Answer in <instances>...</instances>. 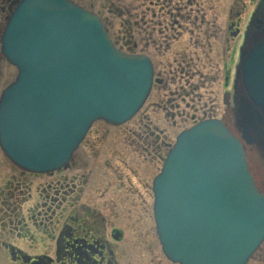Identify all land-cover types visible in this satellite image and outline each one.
<instances>
[{
	"label": "water",
	"instance_id": "1",
	"mask_svg": "<svg viewBox=\"0 0 264 264\" xmlns=\"http://www.w3.org/2000/svg\"><path fill=\"white\" fill-rule=\"evenodd\" d=\"M13 3L2 52L19 75L1 96L0 145L19 167L44 173L67 165L94 121L134 116L152 64L115 49L101 20L69 0ZM257 21L238 76L237 128L264 166V12ZM153 190L157 233L175 263L246 264L264 240V194L243 143L220 121L178 137Z\"/></svg>",
	"mask_w": 264,
	"mask_h": 264
},
{
	"label": "rangeland",
	"instance_id": "2",
	"mask_svg": "<svg viewBox=\"0 0 264 264\" xmlns=\"http://www.w3.org/2000/svg\"><path fill=\"white\" fill-rule=\"evenodd\" d=\"M232 1L233 7L236 2L242 6L241 19L245 26L262 0H200L201 7L207 6L212 12H215L213 7L216 3L219 7L218 16L224 17V21L227 20V22L228 8ZM8 13L7 3L0 0V38ZM198 15L202 14L198 13ZM214 20L216 24L213 22L210 25L214 27L215 24L217 32L224 36L228 25L221 22L219 18L214 17ZM197 28L203 35L215 30V28H209L206 23L200 24ZM202 43L205 42L202 40ZM212 49L213 54L210 58L201 56L205 63L202 61L199 63L198 60L193 63L186 58L187 62H192L193 66L192 69L187 67L184 71H179L182 59L178 56H153L159 69L165 65L168 67L164 70H167L166 74L169 73V76H166L167 81L163 86L158 85L154 88L138 115L120 126H113L102 120L96 121L73 154L68 166L51 173L52 175L62 174L69 178L68 186L63 190L67 192L65 195L68 194L70 198L79 197L80 203L93 208L94 213L104 214L107 231L112 230L113 227L121 229L124 239L112 248L115 251L116 264H173L162 253L156 234L152 181L160 172L166 153L174 144L178 133L194 124L192 121L189 123L183 121L184 119L178 113L185 109L187 113L193 115L192 108H203L206 101L212 97L210 92L213 91L217 99L216 111L219 115L223 114L221 101L223 56L218 42L212 44ZM185 66L183 64V67ZM170 69H173L172 75H170ZM209 69L214 70L213 76L217 77V81H214L210 88L201 85L200 94L197 97L193 96L191 86L199 83L200 76L207 77ZM195 70L200 73L194 74L192 71ZM17 74V69L10 65L0 53V96L2 91L16 79ZM207 83L209 82L206 81L205 84ZM182 87H185V92L189 95L181 91ZM169 100L171 102L167 104ZM156 101L162 102L161 104L164 105L162 109L151 107ZM178 105L180 108H177ZM188 105L191 107H187ZM225 120L233 128L232 119L226 116ZM251 168L258 187L264 192V179L260 176L261 173L259 174L252 164ZM51 174L38 175L19 170L11 164L0 148V193L8 192L9 189L16 187L25 194L26 198L31 195L30 202L24 207L21 217L28 218L27 208L36 203L38 188L44 185L43 181L48 180ZM42 221L39 216H37V223L26 220L32 237L9 235V241L31 256L47 255L54 258L56 250L54 240L40 232L46 227L51 228L50 222H44L43 225ZM34 223L37 226H33ZM8 259L6 253L1 254L0 264H7ZM248 264H264V243Z\"/></svg>",
	"mask_w": 264,
	"mask_h": 264
},
{
	"label": "flooded vegetation",
	"instance_id": "3",
	"mask_svg": "<svg viewBox=\"0 0 264 264\" xmlns=\"http://www.w3.org/2000/svg\"><path fill=\"white\" fill-rule=\"evenodd\" d=\"M3 1L7 3L9 9L12 0ZM71 1L101 18L116 48L130 55L150 57L155 78L153 90L158 85L163 86L164 82L167 81L166 76H169V73L166 74L167 70H164L168 67L165 65L159 69L153 56H178L179 59H182L179 71H184L187 67L192 69V62L195 63L197 60L199 63L200 61L205 63L201 56L210 58V55L213 54L212 44L218 42L223 56L224 75L221 101L223 103L222 111L223 114L225 111V114L219 115L216 111V93L211 91L212 97L206 101L203 108H192L194 110L193 115L183 109L178 115L188 123L217 118L230 126L225 118L226 116L227 118L230 117L233 121L236 69L239 66L240 52L245 44L249 25L248 21L243 26L241 19L243 10L237 2L234 7L233 1L230 4L227 22V20L224 21V17L218 16L219 7L216 3L213 7L215 12H212L210 11L211 8L207 6H205L206 8L201 7L200 0ZM202 3L204 4V2ZM186 10L188 11L186 12ZM198 13L202 15L199 16ZM214 17L228 25L227 33L224 36L217 32ZM213 22L215 23L214 27L210 25ZM204 23L208 24L209 28H215V30L204 35L201 34L197 27ZM202 40L205 43H202ZM186 58L192 62H187ZM175 63L177 64L176 60ZM183 64L186 66L183 67ZM172 70L170 69V75L173 74ZM192 72L194 74L200 73L197 70ZM208 72L207 77L200 76L199 83L191 86L193 96L197 97L200 94L201 85L210 88L213 82L217 81V77L213 76L214 70L209 69ZM206 81L209 83L205 84ZM187 85L189 86V84ZM181 91L185 95H189L188 92H185V87H182ZM170 102L171 100L167 104ZM161 103L156 101L151 107L162 109L164 105ZM187 107L190 108L191 106L188 105ZM177 108H180V105ZM43 182L44 185L38 188L36 203L27 208L28 218L21 217V215L24 207L30 202L31 195L26 198L25 194L16 187H14L15 191L14 188H11L8 192L0 193V257L1 254L6 253L9 258L7 264L117 263L115 251L112 248L124 239L121 229L113 227L112 230L107 231L106 217L103 213H94L93 208L80 203L79 197L70 198L68 194L65 195L67 192L63 190L69 182L67 176L51 174L48 180ZM37 216L40 217V221L43 218V225L44 222H50L51 228L46 227L47 223L46 228L40 232L54 240L56 247L54 259H41L40 256H31L9 241V235L31 238V231L28 229L29 225L26 220L37 223Z\"/></svg>",
	"mask_w": 264,
	"mask_h": 264
}]
</instances>
